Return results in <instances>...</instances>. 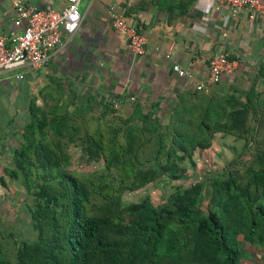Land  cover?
<instances>
[{"label":"trees","instance_id":"1","mask_svg":"<svg viewBox=\"0 0 264 264\" xmlns=\"http://www.w3.org/2000/svg\"><path fill=\"white\" fill-rule=\"evenodd\" d=\"M45 95L51 105L31 100L21 141L9 152L13 166L0 176V187L7 177L24 187L36 239L15 246V263L0 246V264H239L240 236L264 250V92L243 102L186 92L167 124L158 103L145 111L136 102L122 118L104 98L78 94L57 78ZM219 136L243 148L211 177L208 199L196 181L174 188L159 206L148 195L124 201L161 178L183 180L196 168L194 155L206 154ZM73 147L99 169L71 170Z\"/></svg>","mask_w":264,"mask_h":264},{"label":"crops","instance_id":"2","mask_svg":"<svg viewBox=\"0 0 264 264\" xmlns=\"http://www.w3.org/2000/svg\"><path fill=\"white\" fill-rule=\"evenodd\" d=\"M67 2L26 0V5L61 11ZM79 10L82 22L78 31L64 38L47 67L31 74L32 79L37 74L57 78L78 94L104 98L122 118L131 114L136 102L144 105L145 111L158 103L157 114L167 124L177 96L204 82L209 75L208 60L222 51L236 66L222 75L211 92L230 94L242 102L250 92H264L260 76L264 70V16L250 21L246 13L235 16L214 0H83ZM113 13L146 37L143 55H134L127 39L115 30ZM14 18L10 3L0 0V33L21 30L14 27ZM175 66L185 75L179 76ZM7 81H0V97L9 86ZM228 138L233 137L219 136L214 144L220 148ZM12 143L14 146L0 144V158L7 162L17 142ZM14 195L8 188L0 191L2 214Z\"/></svg>","mask_w":264,"mask_h":264},{"label":"rangeland","instance_id":"3","mask_svg":"<svg viewBox=\"0 0 264 264\" xmlns=\"http://www.w3.org/2000/svg\"><path fill=\"white\" fill-rule=\"evenodd\" d=\"M17 72L13 71L7 74L0 75V81L8 80V88L0 97V144L7 146L13 145L12 141L19 143L21 141V130L28 119L27 107L33 98L36 99V105L41 108L43 102L51 105V101L46 97V92L49 91L52 85V80L45 75H36L35 82L31 75L22 71L25 79L23 81H15L14 75ZM43 92V95L41 94ZM264 97H262L263 101ZM10 130V131H9ZM9 131V134H7ZM2 146V145H1ZM16 146V145H15ZM243 148L242 141L233 140V138L225 139L220 148L214 145L206 154L193 157L196 163V168L192 171L187 169L183 180L167 183L164 179H160L147 188L125 194L123 196L126 202H137L140 198L148 195L154 205H162L167 196L176 187L188 188L196 181L203 184V194L208 199L210 190L207 186L211 177L216 173L223 171L235 156L241 153ZM71 167L70 169L79 173H88L97 171L99 165L89 163L82 154L79 147L70 149ZM249 155L245 156L247 159ZM11 159V157H9ZM12 161H6L0 158V176H4L8 170L12 168ZM7 171V172H6ZM6 188L15 193V198H11L6 204V208L2 214L0 206V246L6 249L7 258L15 263L13 254L16 245L22 241H32L36 239V232L32 227L31 220L25 207V189L20 181H14L7 177ZM0 187V191H3ZM203 205H206L204 201ZM240 248L242 250V259L239 264H264V250L260 247H252L243 241L242 237L238 238Z\"/></svg>","mask_w":264,"mask_h":264},{"label":"built area","instance_id":"4","mask_svg":"<svg viewBox=\"0 0 264 264\" xmlns=\"http://www.w3.org/2000/svg\"><path fill=\"white\" fill-rule=\"evenodd\" d=\"M10 3L15 18L13 25L20 31L0 33V75L17 72L15 81H23L24 74L37 73L47 67L51 54L62 47L64 38H70L80 28L82 15L79 6L83 0H67L61 11L38 10L26 5V0H6ZM218 6L227 8L233 15L246 13L251 21L264 16V0H214ZM112 24L128 41L134 55L145 52L146 37L135 26L130 25L123 16L113 13ZM235 61L229 60L222 51L215 52L208 60L209 75L195 90L207 93L217 85L224 73L232 71ZM179 76L184 71L173 68ZM133 101V98H131Z\"/></svg>","mask_w":264,"mask_h":264}]
</instances>
